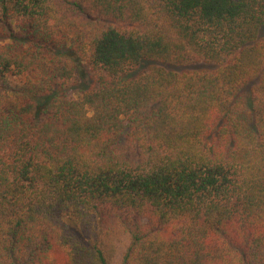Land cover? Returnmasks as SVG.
<instances>
[{"label": "trees", "instance_id": "trees-1", "mask_svg": "<svg viewBox=\"0 0 264 264\" xmlns=\"http://www.w3.org/2000/svg\"><path fill=\"white\" fill-rule=\"evenodd\" d=\"M263 29L264 0H0V264L124 235L120 264H264Z\"/></svg>", "mask_w": 264, "mask_h": 264}, {"label": "rangeland", "instance_id": "rangeland-1", "mask_svg": "<svg viewBox=\"0 0 264 264\" xmlns=\"http://www.w3.org/2000/svg\"><path fill=\"white\" fill-rule=\"evenodd\" d=\"M262 34L264 35V29L262 31ZM81 78H82V80H79L80 85L85 86L89 83L88 82V80H89V73L88 72H84V74L82 75ZM72 91H74V90H72ZM129 243H130V239H129V236H127V235H124L117 240V252H116V255L114 258V263L120 264L122 257H123V254H124Z\"/></svg>", "mask_w": 264, "mask_h": 264}]
</instances>
